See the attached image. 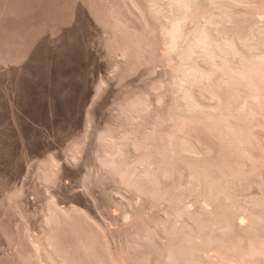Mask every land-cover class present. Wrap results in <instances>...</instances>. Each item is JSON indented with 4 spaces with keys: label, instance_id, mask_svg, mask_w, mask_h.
I'll return each mask as SVG.
<instances>
[{
    "label": "rangeland",
    "instance_id": "1",
    "mask_svg": "<svg viewBox=\"0 0 264 264\" xmlns=\"http://www.w3.org/2000/svg\"><path fill=\"white\" fill-rule=\"evenodd\" d=\"M177 1L178 4L180 0ZM211 1L208 2L211 4ZM160 3L164 5L165 0H159ZM182 3L178 5L187 8L184 9L188 15L181 14L183 8L176 11L178 17L172 9L168 15L174 19L185 15L179 22L190 21L192 24L196 21L195 15L193 18L187 5ZM213 3L217 9L218 5H229L225 1L222 4L216 2L217 6ZM240 6V9H247L245 4ZM217 11L221 13L220 9ZM259 11L252 16L257 24H253L252 17L246 21V18L243 20L230 14L232 19L226 14L228 18L219 13L213 16L217 22L212 23L220 22L217 27L231 28L232 42L240 43L234 50L228 45L232 49L229 52L240 58V51L236 49L239 46L248 49L256 54L252 53V59L256 58L255 63H258L253 65L252 59V62L246 61L249 66L244 63L242 70H248L246 74L231 69L230 74L241 72L237 76L234 74L237 78L231 76V80L234 77L232 84L226 78L229 80L227 86L226 80L215 78L198 58L194 62L192 48L179 46L182 45L180 36L177 37L180 31L176 29L175 33L176 27L171 26V32L164 31L147 0H0V264H53L51 258L38 251L39 245L34 241L43 235L44 209L49 201L55 202V206L62 210L70 207L78 210L68 221L54 224L57 229L49 239L51 245L47 246L56 259L67 262L64 264H112L107 247L115 251L122 246L128 249V253L132 252L127 257L130 264H157L151 260V255L149 258L139 254L140 249L137 252L133 242L136 227L131 225L127 212L141 207L149 216L168 213L171 219L174 218V225H181L175 242L168 243L169 236L164 231L158 235L160 241L168 243L164 246L170 255V263L223 264L227 252L228 204L236 208L243 203L246 206L264 203V196L261 198L264 195V42L261 43L264 31L256 34L259 32L256 31L257 25H264V11ZM190 24L191 28L193 25ZM253 35H260V38ZM196 71L200 75L205 73L206 80H196ZM224 75L222 79H225ZM222 87L229 91L233 89L224 97L220 92ZM173 98L183 105L189 104L186 107L190 110H216L219 113L215 115L217 118L210 117L212 119L203 120L204 123L178 120L176 123H180V128L176 124L175 127L169 126L170 129L168 122L159 120L161 115L156 117L157 120L150 119L153 109L160 111L163 103L171 102ZM190 128L193 131L189 132L201 139L197 142L198 150L208 156L204 163L212 165L211 169L208 165L206 168L218 169L221 174L215 173L219 176L225 173L222 175L224 179L236 175L242 181L236 186L237 191L232 189L233 194H226L231 188L218 177L225 184L223 188L215 174H207L205 179L203 168L204 178L199 176L201 182L203 180L206 185L208 177L216 179L209 180L211 182L206 189L203 188L205 190L199 186L205 194L197 192L200 189L196 187V192H183L185 194H178L171 200L161 199L157 194L158 198H155L152 192L135 191L127 186L122 174L111 171L116 165L107 162L109 157L126 158L131 170L127 171L133 173L131 177L145 181L142 170L146 162L140 158L141 161L136 153H153L154 146L158 150L161 143L155 131L166 132L168 129L164 133L169 140L168 154L175 159L183 153L185 156L186 152L176 138ZM139 131L145 132L147 137L143 136L141 143H136L140 140ZM107 133L118 147L113 155L108 153L109 148H105L102 141L99 142V138ZM229 134L236 135L232 138ZM134 137L138 139L136 142ZM186 163L193 164L191 161ZM49 166H53L57 173L52 184L46 181L50 175ZM179 166L165 164L164 173L167 176L173 173L174 176L175 171L181 172L180 178L184 180L188 172ZM214 167L218 168L214 170ZM84 178H89L90 184L85 183ZM179 182L184 184L182 180ZM213 183L218 184V188ZM207 189L211 192L210 195L208 192L209 196L205 192ZM219 189L220 193L227 190L223 197L227 198L224 201L229 197L230 203L213 200L218 196L211 194H218ZM15 192L17 197L12 196ZM145 195L150 196L149 199ZM200 205L207 211V216L201 214L202 217L197 215L198 218L194 216L193 220H188L195 227L191 230L183 223L182 211L178 207L184 206L194 212Z\"/></svg>",
    "mask_w": 264,
    "mask_h": 264
},
{
    "label": "bare ground",
    "instance_id": "2",
    "mask_svg": "<svg viewBox=\"0 0 264 264\" xmlns=\"http://www.w3.org/2000/svg\"><path fill=\"white\" fill-rule=\"evenodd\" d=\"M176 1L177 0H165V4L164 5H161V3L159 4V0H147V2L151 5V9L155 13L154 18L160 23V25L162 26V28H164V31L166 30L167 32H171L172 30L170 28H172L171 26H173L174 28L176 27L174 29V32L175 33L179 32V31H180V33L184 32V33H182V35L180 33H179V35L177 34L178 35L177 37L179 38V36H180V40L182 41V42L180 41V43L182 45H179V46L182 47L184 45L182 48L185 47V49L187 48L186 46H188L190 49L192 48V54H193V57H194L193 58L194 62H196V59L198 58L200 61H202L205 64L207 71L208 72H212L215 75L214 76L215 78H217V77H218V79L221 78L222 81H225L226 80L225 83H226L227 86L229 84L227 82L229 80H227V79H230V82L231 81L234 82V77H232L233 79L231 80V76L232 75L233 76H235V75L237 76L244 69V66L245 65L247 66V64L249 63L248 61H251L252 62V60H253V63H254L253 65L258 64V63H255L256 62V58H255V60H254V58L252 59V57H253L252 53L253 52L250 53L248 49H247L248 50L247 51L246 49H244V48H242L240 46H239V49H236L235 48L237 51L238 50L240 51L239 52L240 53V58L238 57V55L237 56H234L233 55L234 52H233V54H232V52H229V50L231 51L234 47H237L240 43H237L238 44L237 45L236 42H234V43L232 42L231 39H233L232 38L233 36L231 37V34H233V33H231L232 32L230 30L231 28H228L225 25H223L224 23L222 24L223 26H221V27L218 26L217 27L216 25L218 23L216 24V23H212V22H217V21L214 20V17L218 16L217 14L219 12L217 10H219V9L221 10L220 11L221 13H219V15L220 14H221V16L223 15V17H225V18H228L227 16H225V14L226 15H229L230 14V15H234L235 17L241 18L243 20H244V18H246V21H249V17H252L253 14H254V12H257L259 10H261V11L263 10L264 11V0H219V2H218V0H215V2H214L215 4L213 3L214 0L211 1V4H210V2H208L210 0H180L179 3L184 2L185 3L184 6L187 5L186 7H188V10L192 13V14L191 13L190 14L193 15V18H194V15H195V18L194 19L196 21L195 22L194 21L193 22L191 21L192 24H190V21L188 22L191 26L193 25L191 28H190V26H188V23H180V22H182L181 19L183 17H185V15L183 17L181 16L182 18H176L175 17V19L173 18L172 15H170V14L168 15V13L171 12V9H172V11H175V13H176V11L178 9L183 8V6L180 4L181 5V7H180V5H178L179 3L177 4ZM222 1H225L226 3L227 2L229 3V5L227 4L228 7L227 6H225V7L222 6L225 9L227 7L228 10L227 9L226 10L223 9L221 7V5H218L217 4V3H219V4L221 3L222 4ZM229 1L230 2L235 1L237 3V5H234L235 2L232 4ZM160 2H163V1H160ZM212 3H213V5H216V6L218 5L220 8L219 7H218V9L215 8L214 6H212ZM175 4H177V6ZM230 4H232V5H230ZM243 4H245V6H246L247 9H245V7H243V6L242 7L244 9L243 8L240 9V7H241L240 5H243ZM172 5H174V7ZM235 6H239V8L238 7H235ZM185 9H187V8H185ZM185 9L184 10L181 9V14L182 13H185V14L187 13V12H185ZM222 9H223V11H222ZM226 11L228 12V14L225 13ZM261 11H259V12H261ZM178 12H180V11H178ZM215 12H217V13H215ZM175 13H172V14H175ZM176 15H177V13H176ZM186 15H188V14H186ZM230 15H229V17H231ZM170 16H172V17H170ZM177 17H178V15H177ZM187 17L192 18L191 16H187ZM211 18H213V20H211ZM176 19H178V20H176ZM231 19H232V17H231ZM251 19H254V17H252ZM255 19H254V21H255ZM177 21L178 22L180 21V22L178 23ZM240 21H242V20H240ZM254 21H253V24L254 23H256V24L258 23L257 20L255 22ZM244 23H249V22H244ZM212 24H214L215 26L213 25L214 26L213 27ZM218 25H220V22H219ZM257 28H256L257 30L256 29H251V30L252 31L256 30L257 32L259 30V32L256 33V34H261V32L264 31V25H263V23H262V25H260V27H258V25H257ZM176 29H177V32L175 31ZM252 31L250 33H252V34L254 33L255 34V32H252ZM224 34H226V35H224ZM229 34H230V37H229ZM254 36H255V38H256V36H259L258 38H260V35H253V37ZM263 36L264 35L261 34V37H263ZM199 42H201L202 44L201 43L199 44ZM263 42L264 41L262 40L261 43H263ZM234 44H236V45L234 46ZM228 45H229L230 48L232 47V49H230L228 47ZM243 46L244 47L247 46V48H248V45H243ZM236 50H235V52H236ZM236 53H238V52H236ZM254 55L256 56V54H254ZM246 61L248 62L247 64H246ZM251 62H250V64H251ZM244 63H245V65H244ZM227 69L230 70V72H227L228 71ZM231 69H234V70L237 69V70H241V71H238L239 73L233 71L234 73L230 74L231 73ZM224 70H225V72H223ZM246 71H248V70L245 69L244 72L242 71V74H246L247 73ZM194 73H195L194 74L195 77L198 76L196 78V80L197 79L199 80V78H201V79L203 78V80H206L205 78H207V76L206 77L204 76L205 73H202V75H200V73L198 71H196ZM196 74H198V75H196ZM224 74H226L227 76L224 75ZM222 75H224L223 78H225V79H222ZM228 75H230L229 78H228ZM257 80H255V81H257ZM202 81H198V82L199 83L200 82L202 83ZM238 81L240 82V80H237V82ZM242 82H243V80H242ZM257 82H259V80ZM203 84H205V81H203ZM223 84H224V82H223ZM231 84H232V82H231ZM232 89L229 91V89L227 90L226 87H222V89H221L220 92H222V95L225 97L226 96L225 94H227V93L230 94L232 92ZM184 92H186V91H184ZM218 95H220V94H218ZM174 98H173V100L171 99V102L170 101L167 102V103L164 102L165 104L163 103V106H162L163 108L160 111H158L157 109H153L155 111H152L151 112L152 114H150V119H153L154 120L156 117H158V116L161 115L162 116L161 118L158 117L159 120L160 121L163 120L162 122H164V123L165 122H168L170 125H167V126L170 129V127H175L176 124H178L177 128L180 126V123H176L178 120H181L182 122L184 121L185 123L188 120L189 121L190 120H192V121L193 120L194 121L195 120H198V121L200 120L199 122H201V123L203 122V120H206L205 122H208L207 119H209L210 117L214 118L213 116H215V115H217L219 113V111L216 112V110L215 111L213 110L212 112L211 111H203L202 112V111H196V110L194 111L192 109L193 110L192 111V110H190V108L187 109V107H186L189 104L188 105H186V104L183 105V104H181L179 102L180 101V97H179V101H178V99H174ZM181 99H182V97H181ZM253 112L254 111H252V113ZM255 116H257V115H255ZM218 117H219V115H218ZM158 118H156L155 120H157ZM212 118H210V119H212ZM253 118H255V117H253ZM185 120H187V121H185ZM259 123L260 122H257L256 124H259ZM185 125H187V124H185ZM260 125L261 124H259L258 126H260ZM165 127H166V125H165ZM173 129H176V128H173ZM189 130H191V128L188 129L187 132L186 131H183L184 132V133H182L183 135H181V136L179 135L176 138L177 141L179 142V146L182 147L181 149L184 152H186L185 156H183L184 153H183V155H180V156H182L181 158L179 156L178 159H175L173 156H171V154H168V152H167V149H168L167 148V145L169 144L168 143L169 140L166 139V137H165L166 135H164V133L166 134L167 131H168V129H166V132L165 131L163 132V131H160V130L155 131V134L157 135V137H156V135H155V137L157 139L159 138L158 140L161 143V146L158 144L160 146V147L158 146L159 147L158 150L155 148L156 146H154L153 148L155 149L154 150L155 152H153V153H151V152H148L147 153L146 151H140V152H137L136 151L138 153L137 154L135 152L139 159L142 158L143 159V162H146V165L143 166V170H142V176L144 178L146 177L144 179L145 181L141 180V182H140L137 179L133 178V176L131 177L130 174L132 172H129L131 170L128 169L130 167L129 166L130 163L128 164L129 161L126 160V158L123 159V160L122 159H118L119 161L117 159H114L113 157L112 158L109 157L108 159L106 158L107 159V162L109 164H111L112 166L113 165H116V168L114 167L115 169L112 168L111 166H109V167H111V171L112 172L114 170V172L123 175L124 182L127 184V186L129 188H132L133 190L139 191V192L144 193V194H148V193H151L152 192L153 194H155L154 195L155 198L158 196V197H160L161 199H164V200L170 199L171 197H173V198L174 197H177L178 194L179 195H183L185 193L188 194V192L190 194L191 193H194V192H196L198 190V189L196 190V187L199 188V186H201V185H202L201 186L202 189L203 188L206 189L207 188V185L211 182V181L209 182V180L212 179V181H213V179H215L216 177H217V180H219V178L223 179L224 182L226 184L228 183V186L231 188V190L228 191V192H226V194L227 193H231V191H233L234 189L237 191L238 190L237 189L238 187H236V186H238L242 182V181L240 182V178L237 179L236 178V175L235 176H232V178L233 177L235 178L236 182H234V178H233V180H232V178H229L231 180L224 179L222 175H224L225 173L219 176V175L216 174V173L219 172L218 169L216 170L218 172L213 171V170H210L212 165L210 166L206 162H205L206 165H203V164H205L204 161L208 160V158H207L208 156H206V154H203V151H202V154H201V152H200L201 150L200 151L198 150L197 142H200L201 139H198L199 136L197 137L195 134H192L191 133L193 130H191V132H189ZM146 132H148V131L146 130ZM151 132H153V131H151ZM224 132H226V131H224ZM231 132L232 131H230V133ZM136 133H137V131H136ZM162 133H163V135H162ZM153 135H154V133H153ZM234 135H236V134H234ZM234 135L233 136L230 135V137L233 138ZM109 136H108V133L107 134H103L101 137L99 136L100 137L99 138L100 139L99 142L102 141V143L105 145V148H107V147L109 148V152L108 153H110V154L113 155L114 153H116L118 151L117 150L118 147H116V143L113 142V140ZM137 136H139L138 138L140 140L138 142H136L138 139L136 137V140H135V137H134V140H135L134 142H136V143H139L141 140H143L141 138L147 137V135L145 136V132H143V131L142 132L139 131V134H137ZM143 136H145V137H143ZM225 136H227V135H225ZM156 138H155V140H157ZM119 145H117V146H119ZM147 150H149V149H147ZM164 152L165 153L167 152V153L165 154ZM74 153H75V151H74ZM154 154L155 155L160 154V155H158L160 157L155 156ZM186 155H188V156H186ZM258 157H261V156L259 155ZM188 161L193 162V164L196 162L197 165L195 164L194 166H192L193 164H191V163H190V165H188L186 163ZM182 163H183V166H181ZM198 163L200 165H198ZM165 164H170V165L175 166V167L180 165L179 167H182L181 169L186 170V173L188 172V174H186L184 176V180L182 178H180L181 172H179L180 173L179 174L177 171H175L176 174H179V175H177V177H174L176 174L173 176V173L171 174V176L170 175L167 176L164 173L165 169L163 170ZM229 164H230V162H229ZM201 165H203V166H201ZM207 165L209 166L210 169L209 168H206ZM241 165H244V164H241ZM150 166H152V168ZM199 166H201V167H199ZM49 167L50 168H48L49 169L48 170L49 171L48 174H50V175H49V177L47 176L48 179H46V181H48V182H50L52 184L53 182L56 181L55 180L56 179L55 178V174H57V173H55L56 171H54L53 166L52 167L49 166ZM202 168L205 170V173L203 172L204 170H201ZM215 168H218V167H214V170H215ZM231 168H233V167H231ZM127 169L129 171H127ZM177 169H178V167H177ZM236 169H238V168H236ZM239 170L241 171V169H238V171ZM45 171H43V172H45ZM178 171H179V169H178ZM221 171H223V170H221ZM247 171L249 172V170H247ZM202 172L205 174V176H204L205 179H207V174H209V176L215 174L216 176L214 175L215 178H214V176H212L213 178L208 177L209 178L208 179V184L206 182L207 180L204 179L205 182H206V185H205V183H203V180L201 182V179L204 178L203 177L204 174ZM206 172H208V173H206ZM231 172H232V169L230 170V173L227 172L228 175L231 174ZM219 174H221V173L219 172ZM200 175H202V176H200ZM140 176H141V173H140ZM199 176L202 177V178L200 179ZM180 179L182 181H184V184L182 182L181 183L179 182V181H181ZM88 180H89V178H88ZM88 180L85 179L84 182L85 183L88 182V184H90ZM223 180H222V182L219 180V183L221 182L223 184ZM215 183H213L214 186H217L219 184L217 182L218 184L215 185ZM211 185L212 184H210L209 186H211ZM219 185H221V184H219ZM223 185L224 186H222V185L221 186L224 188L225 187V184H223ZM233 186H235V187H233ZM226 187H227V185H226ZM50 188H51V186H50ZM201 188H199L200 190H198L197 192H199V191L202 192ZM217 188H218V186H217ZM217 188H216V191H217ZM205 189H203V190H205ZM235 190H234V192H235ZM220 191H221V189L218 190L219 193H220ZM225 191H227V190H225ZM225 191H222L223 193H220V194L219 193L217 194V192H216L215 195H213L214 193H212L211 194L212 196H218L219 197V198L218 197L217 198L216 197H213V200L215 198L216 200L218 199V200L223 201V203L224 202L226 204L227 203H230L229 197L226 194H225V196L228 197V201H224L225 199H227V198H224L223 197V194H224ZM139 192H137V193H139ZM183 192H185V193H183ZM205 192H207V194H206L207 196H209L210 193H211L209 191V189H207ZM208 192H209V195H208ZM156 194H157V196H156ZM201 194H205V193L202 192ZM231 194H233V192ZM16 195H17L16 192L14 194H12V196L17 197ZM199 196H200V194H199ZM262 196H264V195H261V198H262ZM15 197H12V198L10 197V198L11 199H14ZM146 197L149 199L150 196L149 197L146 196ZM185 197H186V195H185ZM200 199H201V197H200ZM46 201H48V199ZM168 201H167V203H168ZM54 203L51 202V201L46 202V208L44 209V210H46L45 211V214H44V218L45 219L44 218L43 219L45 220L44 221V222H46L45 226L47 225V227H45V226L42 227V229L44 231H42L41 233L43 235H40L41 237L39 236V237H37V239L35 238L36 240H34V241L36 242V244L39 245L38 251L41 252V253H43V254H45L47 258L48 257L51 258V260L53 261V264H62V261H63V264H64L65 261L63 259L62 260L56 259V257L53 256L52 251L51 250H48L47 246H50L51 245L49 243V239L51 240V236L53 235V231L55 229H57V228H54V224L55 225L56 224H60L61 225L63 221H68V219H71L72 218V214L77 213L78 210L76 208H74V207L73 208L70 207L69 209H65V210L63 209L62 210V209H59L58 207H56ZM158 203H160V202H158ZM169 203H170V201H169ZM255 203L254 204H252V203L247 204V206L244 205V203L241 206H239V204H238L237 205L238 207L236 206V208L233 207L235 205H232V206L229 207V205H231V204H228L229 211L227 212V215H229V218L226 219V220H228L227 222L225 221L226 222V225H227V228H225V229H227V231H226L227 232L226 233V235H227V237H226V239H227V243H226L227 244V252H226V255H225V258H224L225 262L223 260V264L224 263L225 264H264V203L261 204V203L258 202L259 205L258 204H255ZM154 204H155V202H154ZM151 205H153V204H151ZM206 205H209V203L206 204ZM248 205H250V206H248ZM200 207H201V205L199 206V208L197 207L198 210H196L194 212H192L193 210L188 211L189 209L187 210L184 206L181 207V208L178 207V209L179 210L181 209L182 213H184V214H182L181 211H180V213H181L180 216L183 215L182 216V218L184 219L183 220V223H185V226L188 227V228H190L191 230L194 229L195 227L192 226L193 224L190 221L193 220L197 215H199V216H201V214H202V216H204L203 214L206 215V212L207 211H205V209H203L202 207L200 208ZM225 207L227 208V205H225ZM194 208L196 209V207H194ZM142 209H143V207H141V209L140 208H133L131 210V212H127V213H130L129 214V217L131 219V221H130L132 223L131 225L132 226L135 225V227H136V228H134L135 229V232L134 233H135V237L136 238L133 241L134 242V245L136 244V246H137L136 251L139 248L140 249L139 252L137 251L139 254L144 255V256H147L149 258H150V255H151V260L153 262H156L157 264H160L161 262L163 264H172V263L169 262L170 255L167 252V247L164 246V244L167 243V242L163 243L162 241H160L158 239L159 238L158 235H159V232L162 233L164 231L165 234L166 235L168 234L167 236H169V239H167V240H169L168 243L171 242V241L172 242H175L176 236L178 234V231L180 230L181 225H179L180 227L176 226L177 224L174 225L175 224V222H174L175 220H174V218L171 219V216L168 213H165V215L164 214H162V215L158 214L159 216H152V214H151L149 216V214L147 215V214L143 213L142 212ZM206 210H207V208H206ZM209 211L210 210H208V212ZM211 212H210V214H212ZM207 214H209V213H207ZM78 216L81 217V215H78ZM174 216H176V214ZM199 216H197V218ZM187 217H189V218H187ZM227 217L228 216H226V218ZM188 220H190V221H188ZM196 220H198V219H196ZM102 233H104L103 230H102ZM165 241H166V239H165ZM167 244H165V245H167ZM107 248H106L107 251L106 250L105 251L108 252L107 255L109 254L108 255V258L110 259L109 262L112 261L111 262L112 264H130V262H127V259H128L127 257H129L132 254V252L129 251L130 253H128V249L127 248H124L122 246L121 248H119V249H117L115 251L109 250V247H107ZM133 251H135V250H133ZM152 255H153L154 258L152 257ZM154 259L159 260L160 263H158V261H154ZM65 263H67V262H65ZM138 264H140V262Z\"/></svg>",
    "mask_w": 264,
    "mask_h": 264
}]
</instances>
